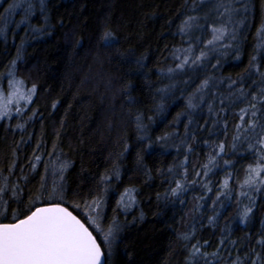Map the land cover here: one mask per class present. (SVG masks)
I'll list each match as a JSON object with an SVG mask.
<instances>
[{
	"label": "trees",
	"instance_id": "1",
	"mask_svg": "<svg viewBox=\"0 0 264 264\" xmlns=\"http://www.w3.org/2000/svg\"><path fill=\"white\" fill-rule=\"evenodd\" d=\"M19 2L0 0V74L14 71L15 79L24 81V89L36 85V93L32 103L20 102L22 114L13 112L11 119L0 120V178L20 184L24 204L39 190L46 164H70L64 173L66 201L74 202L100 191V176L118 169L119 179L112 178L113 191L105 208V227L114 216L122 226L110 264H190L191 246L204 245L205 241L208 243L203 251L220 249L218 258H208L210 264H217V259L219 264H230L237 255L243 257L253 248L264 256V249L256 245V240L264 236V190L261 194L251 192L256 206L247 224L239 215L244 206H251L247 196H240L241 191H248L240 184L248 165L255 161L246 151L247 142L238 144L235 154L231 150L240 122L239 109L245 107L244 102L235 100L237 90H257L252 80L259 78L245 76V70L261 39L258 29L264 25V0H238L234 6L239 11L228 24L229 35L213 45L207 43L213 37L212 27H219L227 19L219 14L223 9L216 7L221 0H44L43 15L37 10L24 23L22 8L5 11ZM188 16L197 20L181 34L179 28ZM233 28L235 40L231 39ZM105 30L119 39L117 47L101 46ZM189 45L193 58L210 47L218 51L212 52L203 65L177 73L174 81L161 76L158 68L179 63L170 53ZM223 45L231 47L225 49ZM117 51L134 58L146 57L145 67L131 74L129 70L136 65L113 59ZM259 51L264 71V48ZM12 61L16 62L14 68ZM208 77L213 78L215 86L206 90L202 103L197 94L193 100L200 105L197 109H188L187 98ZM233 80L237 83L229 88ZM172 82L176 87L167 96L156 92ZM129 83L131 89L126 90ZM0 86L9 91L7 79L0 80ZM137 113H143L147 125L144 139L139 138L144 133L133 119ZM178 113L184 115L177 119ZM18 124L24 128H18ZM165 134L164 140L157 139ZM221 142L225 153L216 157L212 167L209 157L216 155ZM34 156L41 157L35 172ZM225 160L232 164L226 165ZM13 163L14 168L10 167ZM205 165L211 169L207 175ZM226 178L228 189H223ZM58 179L50 171L48 186ZM176 181L184 183L186 191L178 197L166 196ZM129 187L136 189L138 203L124 213L116 209L117 193ZM221 190H230L231 197L222 196L214 205ZM18 207L10 202L9 210ZM73 209L74 204L70 207ZM75 214L84 219L79 209ZM213 216L214 224H209ZM193 226V238L183 240L180 234L191 232ZM231 241H236L235 245ZM252 258L250 255L249 261ZM196 264L205 261L198 259Z\"/></svg>",
	"mask_w": 264,
	"mask_h": 264
},
{
	"label": "snow or ice",
	"instance_id": "2",
	"mask_svg": "<svg viewBox=\"0 0 264 264\" xmlns=\"http://www.w3.org/2000/svg\"><path fill=\"white\" fill-rule=\"evenodd\" d=\"M238 0H221L216 5L217 10L223 9L220 16L226 17V22L219 27L213 26L212 40H209L208 45H213L217 41L223 40L229 35L228 24L232 23L233 15L239 11L234 5ZM37 5L39 6L37 8ZM196 5L193 4V8ZM22 8L25 16L21 23H24L36 13L40 11L41 15L44 12V0H21L19 3H13L6 12H11L14 9ZM47 20V17H45ZM197 20L195 16H188L179 28L181 34L189 31L193 27V23ZM3 30H0L2 32ZM258 36L261 37L260 42L256 45V54L251 57L249 67L245 70V76L251 77L256 75L259 79L252 80V84L257 85L255 92H247L243 87L238 89V95L235 100L245 103V107L239 109L240 122L236 125V134L232 137L231 150L235 154L238 144L247 142L246 151L252 155L255 163L249 164L247 167V174L243 182L240 184L241 188L247 186L248 191H241L240 196H247L251 206H244L241 216L242 222L247 224L253 209L255 208V197L251 196V192L255 191L258 194L264 190V71H261V53L260 49L264 48V25L258 29ZM231 39H236V30H231ZM119 45V39L110 31L105 30L101 38V46L105 48H115ZM225 49L231 45H223ZM218 51L215 47H210L207 52L201 51L199 56L192 57V46L189 45L187 49H175L170 55L173 60H179L175 67H168L167 69L158 68L157 71L161 76H166L170 81H174V76L177 73L183 72L186 67L203 65L209 58L210 54ZM227 53L225 52L224 55ZM113 59L123 64H135L136 68L130 69L131 74H136L140 69L145 67L144 60L146 57L141 56L134 58L130 53L117 51ZM239 59V53H237ZM15 61H12L14 68ZM220 60H217V64ZM216 67V65H212ZM11 77V79H8ZM7 79L9 91L5 92L4 88L0 86V120L5 118L11 119L13 112L17 114L23 113V108L19 107L21 101L26 104L33 102V96L36 93V85H32L30 89L25 91L23 84L24 81L15 79V73L8 70L6 73L0 74V80ZM243 77H240L243 83ZM188 83V81H185ZM237 81H231L229 88L235 85ZM213 78L208 77L201 81L197 87L196 92L187 98V108L197 109L200 105L193 103L199 94V100L202 103L206 95V90L214 87ZM176 87V83L172 82L165 84L156 89V92L162 97L167 96ZM131 89V84L126 86V90ZM232 95V94H230ZM250 96V99H249ZM131 102V96L128 97ZM221 100V104H223ZM55 107V105H53ZM163 100H161L160 109L163 110ZM209 112L213 111L212 105L209 104ZM131 111V110H130ZM36 113H33V117ZM184 113H178L177 119ZM33 117H29L32 119ZM247 117V120H246ZM189 123H192V117L189 115ZM133 119L135 120L136 127L144 135L139 137L144 139L147 135V125L143 123V113H137ZM152 120L151 117L148 118ZM226 126V122H225ZM18 128H24L23 124H18ZM187 131V128H186ZM164 137L157 138L164 140ZM150 140V138H149ZM151 147V142L149 143ZM219 151L215 156L209 157V164L215 167V160L217 156L225 153V144L219 143ZM56 145H53L55 151ZM128 150L125 146L124 151ZM191 151V146L188 148ZM123 155V153H121ZM35 163L32 164V171L35 172L37 165L41 161L40 156H34ZM187 157H185V163ZM226 165H231V161L225 160ZM70 164L60 163L59 165H45V176L41 178L39 190L35 195L30 196L28 203L24 204L22 200L23 188L19 183L10 184L7 177L0 178V264H110L111 257L115 251L119 234L122 231V226L117 217L114 216L105 227V208L108 204L109 193L113 191L110 187L113 176L119 179V170H115L111 175L105 173L99 178L100 191L91 193L89 196L81 197L79 202L66 201V187L64 173L67 171ZM10 167L14 168L15 164ZM204 175L208 174L211 169L207 165ZM51 171L52 175H58V180H53L50 187L47 182V175ZM171 171V169L169 170ZM187 170L185 169V175ZM11 174V173H10ZM197 175H200L198 172ZM26 180L27 177H24ZM229 180L226 178L223 182V189H228ZM207 187V185H205ZM186 191L184 183L176 181L175 187L170 188L166 192V196L178 197ZM208 191H211L209 188ZM136 189L129 187L122 193H117L119 199L116 202V209L123 210L124 213L129 212L137 203ZM230 199L231 191L221 190L217 195L213 204L215 205L220 201L221 197ZM264 198V197H262ZM159 199V196H158ZM203 199V198H201ZM10 202H14L20 207L10 209ZM69 206L66 207L65 203ZM183 203V201H181ZM40 206H37V205ZM74 209L70 210L73 206ZM224 207L223 204L220 205ZM202 205H197V208ZM75 209H79L83 214L84 219L75 214ZM143 214H141L142 218ZM216 217H209V224H214ZM88 221L86 224L85 221ZM262 231H264V224H262ZM195 235V226L191 232L181 233L180 237L185 240H191ZM97 237H101L98 239ZM208 242L205 241L204 245ZM235 245L236 241H231ZM220 244L224 245L225 240L221 239ZM103 245V246H102ZM204 245L193 244L189 251L188 260L190 264H196L198 259H203L205 264H210L208 258H218L220 256V249L215 252L208 253L203 251ZM256 245L264 249V236H260L256 240ZM231 253H229L230 255ZM253 258L249 261V256ZM264 264V256L261 252L255 251V248L250 253H245L243 257L237 255L230 264ZM217 264L219 261L217 259Z\"/></svg>",
	"mask_w": 264,
	"mask_h": 264
},
{
	"label": "rangeland",
	"instance_id": "3",
	"mask_svg": "<svg viewBox=\"0 0 264 264\" xmlns=\"http://www.w3.org/2000/svg\"><path fill=\"white\" fill-rule=\"evenodd\" d=\"M25 91H27V90H25Z\"/></svg>",
	"mask_w": 264,
	"mask_h": 264
}]
</instances>
